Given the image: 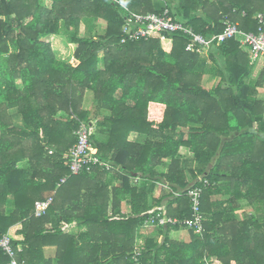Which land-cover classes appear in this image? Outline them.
<instances>
[{"label": "trees", "instance_id": "obj_1", "mask_svg": "<svg viewBox=\"0 0 264 264\" xmlns=\"http://www.w3.org/2000/svg\"><path fill=\"white\" fill-rule=\"evenodd\" d=\"M125 2L127 9L118 0H0V237L10 234L14 248L22 247L20 264H264V217L238 223L229 218L232 201L208 203L216 194L234 196L255 176L264 204V161L251 175L242 172L245 165L237 169L243 136L231 138L234 132L247 138L246 129L259 123L262 104L249 92L264 83V71L250 82L241 44L228 40L218 47L224 73L209 91L202 58L186 51L183 35L121 43L130 14L166 9L204 36L223 33L225 19L256 33L264 0ZM100 22L105 33L93 35ZM82 24L88 37L79 34ZM70 30L77 66L61 60L50 43ZM89 93L95 113L83 108ZM82 122L111 170L93 166L71 175L69 154ZM189 162L197 168L188 169ZM200 176L211 182L202 197L204 232L189 231L186 243L170 238L183 228L159 227L161 241L147 237L138 245V230L163 199L169 217L191 218L186 191ZM160 186L165 194L154 199ZM52 195L46 215L35 217L36 202ZM126 201L130 214L122 210ZM10 261L0 249V264Z\"/></svg>", "mask_w": 264, "mask_h": 264}, {"label": "built area", "instance_id": "obj_2", "mask_svg": "<svg viewBox=\"0 0 264 264\" xmlns=\"http://www.w3.org/2000/svg\"><path fill=\"white\" fill-rule=\"evenodd\" d=\"M88 1V0H86ZM117 1V0H114ZM122 8L127 9L125 0H118ZM246 16V13H243ZM259 28L256 33H245L240 30L236 23L225 21L223 33L213 36H204L196 33L192 28L187 27L184 22L178 20L169 9L161 14H130L125 18V25L122 28V44L129 42L149 40L160 36L162 33L179 34L186 37L189 42L186 51L196 55H204L211 48L219 47L223 43L232 39H240L242 43L250 49L255 61L264 62V15L257 14ZM162 40L167 37L161 35ZM77 138V144L71 149L69 154V168L71 175H79L84 171L90 172L93 166H98L106 171L111 170V165L101 161L98 157V149L91 144L90 128L86 123H81L74 133ZM68 178L62 179L59 186L64 184ZM211 183L207 179H199L195 186L190 187L186 194L191 199V218L178 219L165 215H151L146 225L152 227L179 226L188 231L203 233L205 230V217L202 212V197L205 189L210 187ZM54 203V196L37 201L34 209V216L41 218L46 215ZM0 249L11 259L10 264H20L17 260V254L22 251V247L17 249L13 246V240L10 234L0 237ZM210 264V263H207Z\"/></svg>", "mask_w": 264, "mask_h": 264}, {"label": "crops", "instance_id": "obj_3", "mask_svg": "<svg viewBox=\"0 0 264 264\" xmlns=\"http://www.w3.org/2000/svg\"><path fill=\"white\" fill-rule=\"evenodd\" d=\"M207 1V0H206ZM209 2L213 3L217 0H208ZM228 20V19H225ZM232 22V21H231ZM237 24V23H236ZM238 25V24H237ZM239 26V25H238ZM246 33V32H245ZM238 41L241 44V51L247 56L246 59L249 61L250 64V77L249 81L256 83L264 71V62L261 60L255 61L253 59V55L251 54V51L249 48H247L243 43L241 38L239 39H233ZM202 58V65H201V72L203 73V82L202 85L206 90L212 91L217 88L220 82L219 73L223 72L225 70V64L222 61V57L220 56L218 52V47L211 48L205 55L201 56ZM78 63L76 64V66ZM225 87H227V83L224 84ZM92 94V93H89ZM249 97H253L251 101L254 102V99L261 102L260 111H259V123L254 122L253 127L247 128V132L249 134L247 138H244V132H234L231 135V138H235L237 136H243L240 145V155L238 154V158L235 161L236 168H240L239 166L243 167L242 172H245L246 170L249 171V175H251L252 172H255L257 170V165L264 161V83L260 86H257L255 89L250 90ZM91 97H89V100ZM94 101L95 98L93 97ZM96 107V106H95ZM85 110H90V108H84ZM92 109V108H91ZM14 116V115H13ZM16 124L21 125V119L17 117H13ZM185 158L190 161L192 159V154L188 151H184ZM218 157V156H217ZM249 161V163H248ZM248 164H247V163ZM217 163V158L213 159L212 163H210L207 166V171H209L213 166H215ZM264 164V163H263ZM188 169L194 168L196 165L193 162H189ZM226 167V166H225ZM112 169V168H111ZM255 176L252 178H248L247 185L242 187L240 190L233 191L234 196H230L226 192L223 194H216L211 196L209 203L210 204H221L224 202H228L229 200L232 201V206L235 209V211L229 215V218H235L236 221L243 222L245 221L246 217H256V216H262L264 217V204L259 201V197H257V191L254 190L256 187L255 183L253 182ZM199 179H206L205 176H200ZM137 181V180H136ZM196 182L195 180L192 181L191 186ZM211 183V182H210ZM119 183L115 182L113 184V187L117 186ZM218 185V184H217ZM215 185V186H217ZM255 185V187H253ZM211 186V185H210ZM263 188H264V181H263ZM167 188L164 186H160V188L157 190V193L155 194L154 199H158L164 195L162 191H165ZM167 194V193H166ZM181 194H176L177 197L181 196ZM238 195V196H236ZM152 199V198H151ZM152 200H150L151 203ZM167 199H163L162 204L160 207H154L151 213L156 212L157 215H167ZM214 208V207H213ZM122 210L125 211L126 214H130L132 212L131 205L126 201L122 205ZM169 217V216H168ZM205 217V216H204ZM159 227H152L148 225H144L138 230V242L137 244H143L144 240L148 237H153L156 239V241H161L162 237H159L158 233L157 235H154L155 232H158ZM77 228L76 226H72L70 228L71 234H76ZM170 238L172 240L176 241H182V242H190V232L187 229H181L178 231H173L170 234ZM47 256H52V250H47Z\"/></svg>", "mask_w": 264, "mask_h": 264}, {"label": "rangeland", "instance_id": "obj_4", "mask_svg": "<svg viewBox=\"0 0 264 264\" xmlns=\"http://www.w3.org/2000/svg\"><path fill=\"white\" fill-rule=\"evenodd\" d=\"M47 3V2H46ZM160 7H163V4L159 3ZM95 27V32L93 31V35L97 34H104L105 33V24L100 22V23H96L93 25ZM63 35L60 37H51L50 38V43L54 49V51L56 52L57 56L70 64H73L76 66L77 61H75L74 59V54L75 51L77 49V46L73 45L71 42V38L74 35L75 31L74 30H70V32H66L63 31ZM80 36L82 37H88L89 33H88V29L87 27L82 24L80 27V32H79ZM205 55V54H204ZM202 56V55H200ZM89 97H91V99L89 100ZM96 101H94L93 99V95L92 94H88L83 101V108H92V113L96 112ZM13 115L15 116V112L13 113ZM157 231L155 232L154 235H157Z\"/></svg>", "mask_w": 264, "mask_h": 264}]
</instances>
